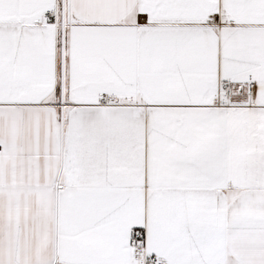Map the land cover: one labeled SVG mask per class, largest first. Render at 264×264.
I'll return each mask as SVG.
<instances>
[{
	"label": "snow or ice",
	"instance_id": "obj_1",
	"mask_svg": "<svg viewBox=\"0 0 264 264\" xmlns=\"http://www.w3.org/2000/svg\"><path fill=\"white\" fill-rule=\"evenodd\" d=\"M0 264H264V0H0Z\"/></svg>",
	"mask_w": 264,
	"mask_h": 264
}]
</instances>
